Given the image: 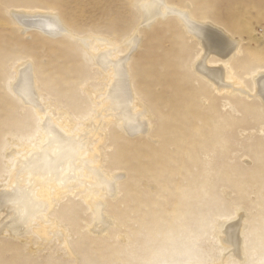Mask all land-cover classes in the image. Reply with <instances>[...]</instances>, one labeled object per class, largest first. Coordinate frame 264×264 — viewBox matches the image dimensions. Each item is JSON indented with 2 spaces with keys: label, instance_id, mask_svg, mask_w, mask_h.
Returning a JSON list of instances; mask_svg holds the SVG:
<instances>
[{
  "label": "rangeland",
  "instance_id": "374dc122",
  "mask_svg": "<svg viewBox=\"0 0 264 264\" xmlns=\"http://www.w3.org/2000/svg\"><path fill=\"white\" fill-rule=\"evenodd\" d=\"M147 2L0 0V191L44 140L47 116L11 90L25 65L45 113L85 138L81 160L113 182L94 184L77 158L75 169L66 162L39 183L22 172L41 207L18 235L0 227V264H264V105L220 96L199 79L200 46L174 16L146 20ZM167 2L238 42L226 78L253 92L254 76H264V0ZM27 14L54 18L64 33L22 28L16 15ZM99 47L124 59L131 112H146L145 132L127 134L104 106L109 73L91 55ZM6 209L0 223L13 217Z\"/></svg>",
  "mask_w": 264,
  "mask_h": 264
},
{
  "label": "bare ground",
  "instance_id": "6f19581e",
  "mask_svg": "<svg viewBox=\"0 0 264 264\" xmlns=\"http://www.w3.org/2000/svg\"><path fill=\"white\" fill-rule=\"evenodd\" d=\"M147 1L148 2L142 6V11L144 12L146 20H153L155 17L164 18L168 15L174 16L181 21L185 33L192 37L200 46L201 53L192 63V70L199 79L205 83H210L214 92L220 96L240 95L247 99H257L264 105V76H260V72L252 79L253 92L247 91L242 85L240 86V84H238L240 82L236 83L235 80L229 81L226 78L225 70L228 68L231 58L238 53V42H234L227 37L226 33L214 29L208 24L195 22L187 12L176 7L173 8L172 5L170 6L168 4L167 0ZM16 18L21 27L25 29L28 27L30 29L35 28L51 37H59L64 33L62 26L59 24L60 22H57L50 16H41L39 14L34 16L33 14H27L16 15ZM83 41L80 40L81 43H83ZM130 43H132V41H130ZM87 49V51H89L90 48L87 47ZM112 51L113 50L106 49L101 50L99 47V50H96L95 53L91 52L94 64L105 72V74L109 73L107 77L110 79V87L103 99L104 106H108L110 110L114 112V119L120 121L123 127L122 129L127 134L133 135L143 133L147 130L146 121L148 118L146 117L147 119H144L146 112L144 110L139 111L137 114H133L134 110L131 112V100L133 99H130L131 95L129 96L128 94L130 93V82H128V72L126 70L125 61L122 57L116 56L113 58L114 55H112V53L114 52ZM211 56L215 61L210 62ZM32 76L30 67L26 65L22 66L17 71L16 79L12 82L11 86L13 94L16 95L22 103L37 109V115H40V117L47 116L42 119L41 124L42 130H44V140L36 146L29 157L17 160L13 172L15 183L9 184L5 190L0 191V210L7 208L8 214H13V217L9 221L1 222L0 227L5 226L11 235L14 236L18 235L24 226L28 225L30 216L41 207V202L33 197L32 187L26 188L23 181L20 180L21 177L18 180V175L23 174L22 172L29 171L35 178L33 180L34 184L39 183L38 179L42 178L44 175H49V177L58 176L66 162L70 170L75 169V166L71 165L70 160L77 158L80 160L82 167L89 171L91 175L95 177V180L98 181L94 184H103L101 186H106V188L111 186V181H104V178H100V172L97 171L98 169L87 167L86 161L84 162V160H81L80 156L82 154L85 138L77 134L80 136L77 139V137L75 138L69 135L70 133L68 134L62 131L61 125L56 124L57 119L55 120L52 116H48L49 113L46 112L48 113L46 114L45 110L42 109V105H40V102L38 103L37 95L34 92ZM236 84L239 86H235ZM50 149L53 151L49 152ZM98 203H90V205L98 221H101L103 216L100 212L101 208ZM236 225L237 224H232L227 231L225 230L224 236L227 237V239H225L230 244L237 241L238 229Z\"/></svg>",
  "mask_w": 264,
  "mask_h": 264
}]
</instances>
